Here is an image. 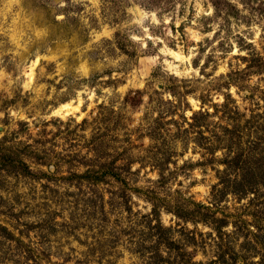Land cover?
<instances>
[{
  "label": "rangeland",
  "instance_id": "374dc122",
  "mask_svg": "<svg viewBox=\"0 0 264 264\" xmlns=\"http://www.w3.org/2000/svg\"><path fill=\"white\" fill-rule=\"evenodd\" d=\"M0 264H264V0H0Z\"/></svg>",
  "mask_w": 264,
  "mask_h": 264
},
{
  "label": "trees",
  "instance_id": "16d2710c",
  "mask_svg": "<svg viewBox=\"0 0 264 264\" xmlns=\"http://www.w3.org/2000/svg\"><path fill=\"white\" fill-rule=\"evenodd\" d=\"M92 179L97 181L98 179H100V177L92 178ZM93 182H94V181H93ZM199 207H200V206H199Z\"/></svg>",
  "mask_w": 264,
  "mask_h": 264
}]
</instances>
